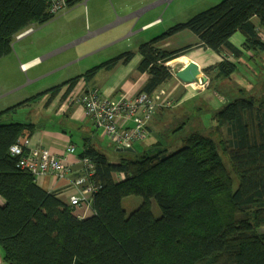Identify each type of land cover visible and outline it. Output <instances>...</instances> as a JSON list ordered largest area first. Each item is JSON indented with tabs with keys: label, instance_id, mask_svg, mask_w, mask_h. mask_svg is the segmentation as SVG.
Instances as JSON below:
<instances>
[{
	"label": "trees",
	"instance_id": "1",
	"mask_svg": "<svg viewBox=\"0 0 264 264\" xmlns=\"http://www.w3.org/2000/svg\"><path fill=\"white\" fill-rule=\"evenodd\" d=\"M253 17L264 27V0H223L170 28L165 36L187 29L202 47L217 54L228 49L239 59L242 51L230 42L237 32L246 36L247 51L264 53ZM51 20L40 0H0V59L12 52L19 34ZM156 42L138 50L143 58L139 70L148 74L142 92L148 94L173 79L168 64L191 48L161 51ZM134 56L126 52L67 82L62 99L82 77L91 80L99 70H112ZM237 66L224 57L205 71H216V79H230ZM62 87L48 93L55 96ZM215 121L210 135L193 132L177 151L157 142L135 160L122 157L113 163L105 153L85 146L80 158L94 162V181L101 186L92 195L94 214L85 218L17 167L19 157L10 148L32 135L36 125H1L0 198L5 204L0 205V247L6 263L264 264V96L228 101ZM129 196L143 199L130 214L122 207ZM153 200L160 218L152 212Z\"/></svg>",
	"mask_w": 264,
	"mask_h": 264
},
{
	"label": "crops",
	"instance_id": "2",
	"mask_svg": "<svg viewBox=\"0 0 264 264\" xmlns=\"http://www.w3.org/2000/svg\"><path fill=\"white\" fill-rule=\"evenodd\" d=\"M134 1L135 0H114L112 3L114 2L118 7V9L115 8L114 11L109 0H101L99 3H94L92 5V9L95 14L94 20L96 25L94 32H91L90 35L81 33L82 30L79 29V26L76 29H73V26L78 25V18H81L82 14L79 16L68 17V14L66 13V15L63 14L64 16H62V19L58 22V25L53 31H37L35 27H30L34 28L33 32L24 35L20 39H17L16 37V40L14 41H17L15 46L18 61L20 62V72L30 73L32 82L42 81L46 77H55V87L63 86L61 90L62 95H64L67 91V86L64 85L67 82L84 76L89 70L100 66L121 54L130 51H134L135 53L133 59L128 63L120 62L112 70H99L96 76L91 80H87L85 77H82L78 80L70 95L64 100L61 99V97L60 99L59 97L58 99H55V97L49 95L50 103L52 102L53 105L47 107L50 116L47 123L43 126H38V124L32 122L20 121L21 123H31L36 125V129L32 135L29 137L27 136L28 138H22L23 140H27L28 149L45 148L54 155L67 157L68 161L71 163L72 174H70L66 180H59L53 176L37 178V183L43 190L48 193L56 194L61 201L68 205L70 197L77 195L78 193L77 189L72 186V183L82 174L80 155L83 148L85 146H93L106 154L105 151H108L109 148H115V146L111 144L103 131L98 130L95 127L92 120L85 114L84 107L81 104L74 103L68 105L67 100L69 98H78L83 92L90 89H98L106 97L112 99H119L125 95L132 96L133 94L136 95L138 92L142 91L143 86L148 80V74L142 73L139 70V65L143 58L138 52V49L128 50L126 52L119 51L123 53H117V51L112 50L100 58H95L102 53L99 51H103L113 45H116L117 43L122 42V40L132 37L137 33H149L153 29L157 28L158 25L163 24V22L159 23V12L154 10V8L163 4L164 0ZM84 6L85 4H81L78 7L85 10ZM86 10L88 13L90 12L89 4L86 7ZM104 12L108 13V15H102ZM109 16L113 18V20L107 22ZM101 21L106 23H101ZM251 21L256 28L259 37L264 42V27L260 25V19L258 17H253ZM80 25L82 26L83 22H81ZM115 28L117 29L113 32ZM167 28L168 27L161 29L160 34L166 32ZM179 35L186 36V34ZM187 37L192 39L196 38L195 41H191L194 44L188 46L180 45L169 50H181L186 47H191L187 51V55L183 57H189L191 61L197 63L201 67L202 71L204 70L203 72L207 76L209 84L208 88L203 91L197 89L195 90L192 86L187 87L186 84L180 81L171 71L173 75V79L171 81L175 78L177 80L174 88L182 87L188 92V96L184 97V99L178 104L180 107L188 103L190 100L195 99L200 95H204L207 91L213 88L212 87L210 89L212 82L210 74L205 71L207 68L218 65L222 62L224 57L230 58L231 61H234L238 65L239 63H242L244 56L249 55L252 57L254 55L253 52L245 49L244 44L246 43V36L241 32H237L230 39L231 44L242 51V55L239 59L232 57V52L228 49H224L221 54H217L212 50L202 47L197 35L191 36V34H189ZM94 38L96 39L90 43V40ZM107 39L112 41L105 42L102 47L97 49V47H99ZM120 50L123 49L120 48ZM199 51L203 52L200 53ZM12 52L6 56H11ZM22 66H24V69ZM216 74L217 72H215V79ZM171 81L165 83L158 91L151 95L157 96L159 94H163V97L170 102L164 89ZM44 94L38 95L40 98L36 102H29V100L32 99L30 98L26 102L21 103V106H19V104L14 107V110L9 109L11 111L5 115L11 114L24 106L32 108L35 105L32 103L40 102L41 97ZM260 96H264V93ZM45 98H48V94L45 95ZM165 108L168 107L158 108L154 114L153 120L150 122L148 128L149 139L158 137L157 129L160 124L159 121H161L162 117L165 115ZM69 145H74L76 147V152L74 154L67 153L66 149ZM116 152L121 153L122 151H118L117 148ZM4 204L5 200L0 198V205L3 206ZM74 210L76 215L80 218L89 217L94 214V211L88 209L85 204L74 207ZM152 212L156 218H160L161 215L158 216L154 212L153 203ZM0 264H7L1 247Z\"/></svg>",
	"mask_w": 264,
	"mask_h": 264
},
{
	"label": "rangeland",
	"instance_id": "3",
	"mask_svg": "<svg viewBox=\"0 0 264 264\" xmlns=\"http://www.w3.org/2000/svg\"><path fill=\"white\" fill-rule=\"evenodd\" d=\"M109 1L111 3L113 11L115 10V8L118 9L115 3L113 2L115 6L112 3V1L114 0ZM137 1L138 0H135L134 2ZM222 1L223 0H164L163 4H160L154 8V10L159 12V23L163 22V24L158 25L157 28L153 29L149 33H137L132 37H128L127 39L122 40V42L117 43L116 45H113L103 51H99L100 53H102L95 58H100L101 56L106 55L109 51L112 50L117 51V53H123L119 51L126 52L128 50H139L141 45L155 40H157L155 46L161 51L171 52L179 50H169L173 47H178L180 45H192L194 43L191 41H195L196 38L192 39L190 37H187L189 34H191V36L195 35L190 30L185 29L180 31L181 33L177 32L169 36H165V34H167L170 28L181 23H187L199 13L218 5ZM99 2H101V0H83L81 3H78L77 6L75 5L64 13V15H66L67 13L68 17L79 16L82 14V17L78 18V25L73 26V29H76L79 26V29L82 30L81 33L87 35H90L91 32H94L96 22L94 20L95 14L92 9V5ZM81 4H85V10L89 4L90 12L88 13L86 10L85 13L84 9L78 7ZM64 15L62 14L52 19L45 25L34 27L37 29V31H53ZM102 15L105 16L108 15V13L104 12L102 13ZM56 20L58 21L55 22ZM112 20L113 18L109 16L107 22ZM81 22H83L82 26L80 25ZM101 23L106 22L101 21ZM165 27H168L166 29L167 31L160 34L161 29H164ZM116 29L117 28H115L113 32H115ZM178 33L186 34V36L179 35ZM95 39L96 38L90 40V43ZM107 41L112 40L107 39L99 47H97V49L102 47ZM16 42H14L13 44L12 55L0 59V113L14 108L17 105L26 102L30 98L44 93L45 94L41 97L40 102L32 103L35 104L32 108L24 106L23 108L21 107L11 114L0 117V126L20 121L32 122L38 124V126H43L45 123H47V120L50 116L47 107L53 105L52 102L50 103L49 99V95H51V93L46 92L52 90L55 87V77H46L42 81L32 82L30 73H21L19 70L20 62L18 61L15 46ZM120 48H122L123 50H120ZM130 52L134 53V51ZM199 52L201 53L203 51ZM179 59H176L168 64V67L174 74H176L177 71L185 66L182 63L176 62ZM215 72L210 73L212 82L210 89L212 87L213 88L207 91V93H205L204 95H200L195 99L190 100L182 107L178 106V104L184 99V97L188 96V92L185 91L182 87L174 88V85L177 82L176 78L174 79L175 81L173 80L174 82L171 81L170 83H168L164 90L169 97L168 100L172 102V107L170 106L168 108H165V115L162 117L161 121H159L160 124L158 125L157 129L158 137H153L151 139L147 138L146 140L135 145L134 153L123 151L119 153L116 152V147L109 148L108 151H105L106 154L110 157L109 159L113 163L118 162L122 157L135 160L139 157V155H141L145 151H148L156 142H161L164 147H171L172 149L177 151L182 147V139L193 132L198 131L204 135H210V132L214 131V127L217 126L215 121V114L224 106L225 103H227L228 101L232 102L235 99L242 97H259L262 93H264V53H257L252 57L249 55L244 56L242 63L238 64L236 71L230 79H215ZM47 94L48 98H45V95ZM51 96L55 97V99H58V97L59 99L60 97L61 99L63 98L62 91L60 93H57L55 96ZM224 134L225 136H227L226 129L224 130ZM111 144L115 146L113 143ZM224 159L226 160V162H228V159L226 157H224ZM235 185V187H237V182L235 183ZM142 203V197L129 196L124 198V200L122 201V207L127 213L130 214L140 208ZM152 203L154 206L155 214L160 216L162 213L157 202L153 200ZM261 231L264 232V228H262Z\"/></svg>",
	"mask_w": 264,
	"mask_h": 264
},
{
	"label": "built area",
	"instance_id": "4",
	"mask_svg": "<svg viewBox=\"0 0 264 264\" xmlns=\"http://www.w3.org/2000/svg\"><path fill=\"white\" fill-rule=\"evenodd\" d=\"M46 5V13L56 18L72 8V0H40ZM29 28L17 36L22 38L33 32ZM24 69V66H22ZM209 82L198 80L186 86L203 91ZM67 104L79 103L84 107L85 114L90 118L98 130L118 149L135 148V145L149 137V124L160 107H170L172 102L167 101L163 94L152 96L146 92H138L132 96H122L119 99L106 97L98 89L83 92L78 98H69ZM75 101V102H74ZM27 140L20 138L10 148L13 156L19 157L17 167L36 178L53 176L59 180H66L72 174V165L65 156H57L45 148L28 149ZM68 154H74L76 147L69 145ZM81 175L73 181L72 186L77 189V195L69 199V205L78 207L83 204L92 210V195L100 190L101 186L94 181L95 164L88 158L81 159Z\"/></svg>",
	"mask_w": 264,
	"mask_h": 264
},
{
	"label": "water",
	"instance_id": "5",
	"mask_svg": "<svg viewBox=\"0 0 264 264\" xmlns=\"http://www.w3.org/2000/svg\"><path fill=\"white\" fill-rule=\"evenodd\" d=\"M175 75L180 81L185 84H192L194 82H197L198 80H202L203 82L208 81V78L202 71L201 67L193 61L189 62V64L185 65L182 69L177 71ZM118 151L134 153L135 149L129 147L118 149Z\"/></svg>",
	"mask_w": 264,
	"mask_h": 264
},
{
	"label": "bare ground",
	"instance_id": "6",
	"mask_svg": "<svg viewBox=\"0 0 264 264\" xmlns=\"http://www.w3.org/2000/svg\"><path fill=\"white\" fill-rule=\"evenodd\" d=\"M176 62H178V63H182V64H184V65H187V64H189V62H191V60H190L189 57H182V58H180L179 60H177ZM173 63H175V62H173ZM171 64H172V63H171Z\"/></svg>",
	"mask_w": 264,
	"mask_h": 264
}]
</instances>
